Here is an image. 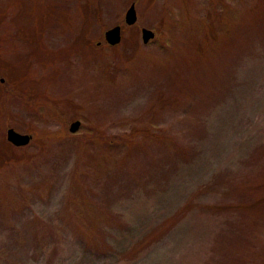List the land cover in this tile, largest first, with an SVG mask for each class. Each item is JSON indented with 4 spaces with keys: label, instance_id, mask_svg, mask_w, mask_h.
I'll list each match as a JSON object with an SVG mask.
<instances>
[{
    "label": "rangeland",
    "instance_id": "obj_1",
    "mask_svg": "<svg viewBox=\"0 0 264 264\" xmlns=\"http://www.w3.org/2000/svg\"><path fill=\"white\" fill-rule=\"evenodd\" d=\"M0 79V264H264V0H0Z\"/></svg>",
    "mask_w": 264,
    "mask_h": 264
},
{
    "label": "water",
    "instance_id": "obj_2",
    "mask_svg": "<svg viewBox=\"0 0 264 264\" xmlns=\"http://www.w3.org/2000/svg\"><path fill=\"white\" fill-rule=\"evenodd\" d=\"M136 11H135V6L134 4H131L129 8L127 9L125 13V22L126 24H133L136 21ZM141 35H142V40L144 43H146L149 39H151L154 36V32L146 27L141 28ZM120 27L115 26L105 32V39L107 40L108 43L110 44H116L120 40ZM1 82L3 79H0ZM80 125V121L76 120L74 122H71L69 126L70 132H75ZM6 139L11 142L14 145L18 146H23L28 144V142L31 139V136L29 134H23L20 132L15 131L12 128H8L6 131Z\"/></svg>",
    "mask_w": 264,
    "mask_h": 264
}]
</instances>
